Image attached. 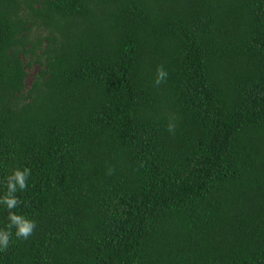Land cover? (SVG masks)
I'll list each match as a JSON object with an SVG mask.
<instances>
[{"label": "trees", "instance_id": "obj_1", "mask_svg": "<svg viewBox=\"0 0 264 264\" xmlns=\"http://www.w3.org/2000/svg\"><path fill=\"white\" fill-rule=\"evenodd\" d=\"M25 165L0 264H264V0H0V192Z\"/></svg>", "mask_w": 264, "mask_h": 264}, {"label": "clouds", "instance_id": "obj_2", "mask_svg": "<svg viewBox=\"0 0 264 264\" xmlns=\"http://www.w3.org/2000/svg\"><path fill=\"white\" fill-rule=\"evenodd\" d=\"M167 76V70L162 65L158 66L154 83L160 84L166 80ZM168 127L171 130L173 125L169 123ZM30 175L31 169L28 166H13L3 181L5 190L0 192V208L7 209V216L4 227H0V250L8 247L13 234L16 237L27 238L35 227V220L19 211H14L21 203L17 192L27 187Z\"/></svg>", "mask_w": 264, "mask_h": 264}, {"label": "rangeland", "instance_id": "obj_3", "mask_svg": "<svg viewBox=\"0 0 264 264\" xmlns=\"http://www.w3.org/2000/svg\"><path fill=\"white\" fill-rule=\"evenodd\" d=\"M28 70H29V76H28V78H27V82H29L30 81V79H31V74L33 73V72H35L37 69H38V64H32L31 65V68L29 69V68H27Z\"/></svg>", "mask_w": 264, "mask_h": 264}]
</instances>
